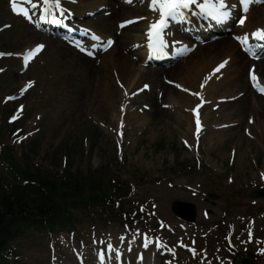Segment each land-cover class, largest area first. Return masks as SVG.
Returning a JSON list of instances; mask_svg holds the SVG:
<instances>
[{"label": "rangeland", "instance_id": "rangeland-1", "mask_svg": "<svg viewBox=\"0 0 264 264\" xmlns=\"http://www.w3.org/2000/svg\"><path fill=\"white\" fill-rule=\"evenodd\" d=\"M135 14L138 15V13ZM262 14L261 12L257 13L256 18L261 17ZM133 15L132 13L127 17ZM101 19L109 22L99 23ZM115 20L114 17L108 19L98 18L90 25L106 33L102 26L107 24L113 27ZM10 22L14 23V26L8 32L0 35V50L18 52L37 42L47 44H45L46 52L32 68L31 76L18 77L19 79L12 76L11 80L6 77L0 81V88L4 85L7 86V89H0L1 100L4 94L15 91L19 87L20 81L29 77L37 80L38 86L33 91L34 93L29 99H25L27 114L25 113L24 118V120L29 121L35 114H42L43 112L46 114L43 121L40 122L42 123V130L33 138V140L40 141V148L37 154L32 157L36 165L44 167L48 172H55L58 170L60 162L63 166L62 157H67L66 161L73 167L91 163L93 168L97 169L100 168L99 166L105 165L112 170L117 161L120 160L129 168L135 166L142 169L148 168L149 174L152 173V168L158 171L164 170L162 176L166 179L173 176L172 172L178 173L175 170V168L178 169L177 163L187 162L193 168L195 160L193 155L196 156V152L193 153V150L184 149L181 146L185 145L180 139L182 134L184 133L183 137L185 139L190 136L185 128L188 127V124L184 115L188 114L184 112V109L178 111L182 115L181 118L177 117V111L161 116L159 120L161 129H155L154 133L150 130V124L147 126L144 123H139L137 118L134 117L128 118L125 122H120L119 125L117 121L122 113L120 109L121 102L119 101L121 90L113 83L111 75L112 72L119 74L118 71H114V69H118L117 66H112L108 62L104 64L102 61L99 67L94 66V70L90 69V71L97 72L91 74L89 68L84 70L82 65L77 63V60L70 57L69 54H67L68 57H63L45 37L35 35L34 30L26 23H22L19 19H13L10 15L9 0H0V24ZM123 47H125V44H123ZM122 48L111 52L104 59L108 61V59L114 60L117 58L119 60L123 54ZM127 61L131 63L128 58ZM5 63L10 68H13L14 64L17 66L13 61H5ZM43 63L44 65H42ZM136 66L135 64V68ZM244 66L243 71L245 72L248 64L245 63ZM258 70V74L264 79V74L259 67ZM179 78L180 76H169L170 81L173 82L179 83ZM237 78L238 76L235 77V80ZM240 80L241 84L237 87V90H234V87L230 89H233L232 95L237 94L239 97L241 95V99L246 103L242 115H240L242 111H236V114L231 115L230 119H227L226 116L216 118L214 114L209 112V107L204 111V115L209 112L206 122L208 129L202 137L200 152L197 154L199 158L203 159L202 169L197 174L198 178L194 179V182H189L187 179L192 176L185 178V174L180 173V175H184V178L181 180L174 178L171 181L172 188L167 186L166 180L162 181L159 186L152 184L138 186L137 196L140 198H156L160 212L164 217H171L169 206L173 200L192 203L198 209L201 206L197 218L204 219L203 215L201 216V210H203L205 215L210 218V222H220L218 220L223 218L222 213L225 209L228 212L233 211V215L236 213L233 220H238L236 216H242L238 221L239 223L241 219L248 217L246 209L240 208L234 211L235 207L231 204L236 206L250 205L252 198L249 189L264 180V103L254 98V93L248 88L244 76ZM150 81L149 77H143L137 81L135 86L137 87L144 82L150 83ZM14 83L15 85H13ZM230 89H226V91ZM219 92L220 90L218 92L215 90L214 96H218ZM210 94L213 95V92H210ZM112 101L115 103L114 106L111 105ZM192 103L193 101L189 104ZM247 107L249 108L247 109ZM0 109L5 108L0 106ZM7 110L10 109L7 108ZM246 116L254 118V124L249 125L248 133L244 134L243 126L237 125L232 127L230 131L225 130L223 134H218L220 140H217L214 134H211L212 128L217 123L224 120L241 121L245 120ZM76 121H79V123L72 124ZM27 123L25 121L23 124L26 126ZM176 124L180 127H177ZM97 129H100L101 132ZM91 131H97L98 134H96L97 140L93 141L94 137H92L89 154L87 152L88 148L84 144L83 135L84 133L90 135ZM31 141L32 139L23 143L25 151L29 150L28 144ZM157 143H162L163 148L158 149ZM154 149H157V151ZM117 153H119L122 160L118 158ZM54 159L55 163L53 162ZM217 175H221L224 179L234 180V183L230 185L233 187L228 188V191L225 192V197L229 201L220 196L217 200L202 197L203 192L207 191V182H213ZM141 183L139 182V184ZM247 184L248 188L246 189L244 186ZM186 187L189 188L186 189ZM189 189L196 191L190 197ZM256 201L258 202L257 205L264 209V198ZM257 224L264 228V217L259 216ZM220 225L223 227L222 223ZM19 249L22 250L23 247L20 246Z\"/></svg>", "mask_w": 264, "mask_h": 264}, {"label": "bare ground", "instance_id": "bare-ground-1", "mask_svg": "<svg viewBox=\"0 0 264 264\" xmlns=\"http://www.w3.org/2000/svg\"><path fill=\"white\" fill-rule=\"evenodd\" d=\"M228 1V0H227ZM80 4L83 6L77 5L75 7L76 11H86V10H91L93 11L96 9L99 5H103L104 0H80ZM108 7H111V5H107ZM254 13L252 15V12L249 11L248 13V18L245 20L244 24L240 28H236V32L244 33L246 31H250L255 23V17L257 14V10L261 11L260 7L258 8H253ZM117 13H122L118 14L117 16L121 15H126L130 14L131 10L127 7L120 6L119 11ZM150 18V16H149ZM229 22V21H228ZM258 25V24H257ZM260 26V25H259ZM264 27V23L261 25ZM140 25L132 26L128 29L125 30L126 32V41H132L136 42L137 40L139 41L141 37L138 35H133L135 31H139ZM255 28V27H254ZM137 41V42H138ZM52 46H54L55 50L57 52H60L61 55L64 57H67L66 53H69L70 55L76 57L78 60L81 62H84V66H86V70L90 68L89 64L91 61L79 56L78 54L74 53L68 48H65L61 46V44H58L56 42L51 43ZM180 48L184 47V44L179 45ZM237 46L234 45L231 41L229 40H221L213 44L206 45L203 48H198V50L195 52V54H191L188 56L186 59L182 60L179 62V65L170 68V69H159V70H148L141 67V57L140 55H136L140 57L139 60V65H137L136 68H134V65L130 63V61H127L126 57L120 56L119 60L115 58L113 60V63H116L117 68L119 69V74H120V79L121 81L130 89L131 86H133L137 80L142 78L143 76L146 77H152L156 78L155 85H152V89L148 92H143L138 99V106L141 109L142 116L137 114L136 112L128 114L127 117H137L141 120V122L144 123V120H147V124H150V130L151 132L154 133L155 129L159 130L161 129V125L159 123L160 117L164 116L167 114L166 110H160V105L158 99L156 98L157 95H154L155 89L157 87L162 90L164 89V95L166 96L165 99L167 100L166 102L178 104L180 106H185L187 107L189 105V102L191 99L189 97L184 96L183 94L179 92L173 91L170 87L165 86L159 79H166L170 80L169 76L171 77H177L180 76L179 78V85L182 87L186 83H188V86H193L196 87L198 90V83L199 85H203L204 81V88L201 90L200 94L203 97V99L206 102L211 101V96L207 95V92H210L213 87H215L214 91L220 90L219 96L215 98H224V96L231 95L232 90L230 89L231 87H234V90H237V87L240 86L242 76L246 77V71L244 73L243 68L245 67V63H247L245 56L238 50L236 51ZM224 59H227V64L224 65L223 68L219 69V71H215L214 73L211 74V70L215 67V65ZM112 60L108 59V61L105 59L103 61L104 64L106 62H110ZM232 65V66H231ZM236 66L237 70L234 68ZM234 68V70H232ZM260 71L264 74V61L261 62L259 65ZM93 69V68H91ZM238 71V72H237ZM91 74H96L97 72L90 71ZM239 73V74H238ZM245 74V75H244ZM134 77L131 81L128 82L130 77ZM238 76V78L235 80V77ZM211 77L209 80V83L207 87H205V80L206 78ZM240 78V79H239ZM215 81H219L216 83ZM212 82V83H211ZM105 85V83H103ZM157 86V87H156ZM226 89H230L229 91H226ZM163 95V96H164ZM255 99L261 101L264 103V98L256 96L254 94ZM122 98V95H120V99ZM119 99V101H120ZM163 103V102H161ZM114 101L111 102V105L114 106ZM213 106H217L218 111L216 112L218 117H225L227 119L231 118V115L236 114V111H242L240 115H242L243 111L246 108V103L243 99H240L236 101L235 103L232 104H221L220 107L217 105L216 102H214ZM249 107H247L248 109ZM149 117L148 119L144 117ZM200 116V121L202 125L206 123V120H208V115L206 114L205 116L202 117ZM187 118V117H186ZM186 123L188 124V129L192 132V127H193V120L192 118L188 117L187 120L185 119ZM79 123V121L72 122V124ZM222 133V132H221ZM220 134V133H218ZM221 135V134H220ZM220 135H215L214 136L217 138V140H220ZM211 141V140H210ZM116 235V233L114 234ZM114 240H119L117 237H114ZM141 258L137 259L136 263H140ZM101 264H105L102 262Z\"/></svg>", "mask_w": 264, "mask_h": 264}, {"label": "snow or ice", "instance_id": "snow-or-ice-1", "mask_svg": "<svg viewBox=\"0 0 264 264\" xmlns=\"http://www.w3.org/2000/svg\"><path fill=\"white\" fill-rule=\"evenodd\" d=\"M12 11L15 14L23 15L26 19H29L31 21L30 13L25 10L22 7H18V4L16 0H9ZM26 2H31V0H26ZM127 2H131V0H127ZM253 2H257V0H239L240 6L242 8V11L247 13L249 10V5ZM44 4V12H49L52 8H55V10L59 11L63 15V9H61L60 0H43ZM36 5L33 4V7ZM193 6H195L199 10V15L202 18H208L212 20H216L217 22H223L229 18L230 15V8L233 7V5H229L227 3V0H150V7L153 12L159 13V19L155 22H153L149 26L148 31V38H149V48L153 49L155 51H162L163 48L166 46L165 41L163 40V32L164 29L167 27L168 22L170 20H183L186 15L192 11ZM195 14V13H193ZM44 17L41 16V19ZM245 20V17H240L239 23L243 24ZM133 21H125L120 26L124 27V24L132 23ZM250 37L252 39L258 40V41H264V29H257L256 31L252 32L250 34ZM249 34H245L243 36H237L235 39L240 43L241 47L245 52H248L253 58H256L255 53L251 51V48L248 47L249 42ZM95 39H100L99 37H95ZM112 41L109 40L108 44L111 45ZM44 46L43 45H37L35 49L29 50L24 55V61L25 64H27L28 60L31 59L33 56L36 55ZM0 55H3V53H0ZM227 64V61L221 62V64L218 66L216 71H219L220 68H223L224 65ZM0 71H3V69H0ZM249 77L253 82V87H257V90L260 91L262 94H264V87H258V78L255 76L254 72L250 71ZM211 77L206 78L205 83L207 82V79H210ZM31 82H29L30 86ZM25 89H22V93ZM148 86L145 85V88ZM177 88H180V85H176ZM203 87V85H201ZM184 91H187V89H184ZM193 95L200 98V103L197 104L195 108H193L191 111L193 112L195 119V133L198 135L201 131V121L198 109L202 106L203 97L199 92L193 93ZM187 144V141H185ZM111 246L109 245V248ZM103 258V254H101V259Z\"/></svg>", "mask_w": 264, "mask_h": 264}, {"label": "trees", "instance_id": "trees-1", "mask_svg": "<svg viewBox=\"0 0 264 264\" xmlns=\"http://www.w3.org/2000/svg\"><path fill=\"white\" fill-rule=\"evenodd\" d=\"M40 181L43 185L47 186L46 189H47V194H48L47 196L49 198V201H52L53 197H55L57 200H71L74 198V194H75L74 187H71L70 191H64L62 190L63 186L57 189V185L52 182L45 181L43 179ZM35 207L37 206L29 202H24L22 200H16V199L10 201L9 198L1 196L0 226L3 224L4 220H6L7 217L14 218L16 215H21V214H22L21 217H23L24 214H30L31 209ZM2 233H3L2 229H0V238L1 236H3Z\"/></svg>", "mask_w": 264, "mask_h": 264}]
</instances>
